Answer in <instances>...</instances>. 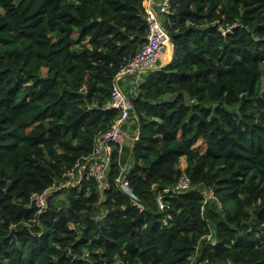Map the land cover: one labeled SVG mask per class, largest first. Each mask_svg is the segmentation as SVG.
<instances>
[{"label":"trees","instance_id":"1","mask_svg":"<svg viewBox=\"0 0 264 264\" xmlns=\"http://www.w3.org/2000/svg\"><path fill=\"white\" fill-rule=\"evenodd\" d=\"M161 23L175 50L131 96L128 187L118 146L108 187H62L118 117L144 0H0V264H264V0H170Z\"/></svg>","mask_w":264,"mask_h":264},{"label":"built area","instance_id":"2","mask_svg":"<svg viewBox=\"0 0 264 264\" xmlns=\"http://www.w3.org/2000/svg\"><path fill=\"white\" fill-rule=\"evenodd\" d=\"M144 8L147 24L146 41L141 49L121 67L115 78L112 98L107 105L108 109L118 112V117L106 132L96 136L92 153L88 156H83L72 169L65 172L67 179L62 187L78 184L84 176L94 178L101 189L109 186L107 179L113 151L116 146L122 149L125 144L127 134L124 127L131 120L135 111L132 100L123 92L118 82L124 75L156 68L160 57L171 40L170 35L161 23L163 16L170 12V0H144ZM123 172L124 169L122 167L121 176L117 179V183L123 187H128L127 175H123ZM192 187L190 177L183 173L175 185L159 192L157 199L160 208H166L163 201L164 194L185 193ZM56 189H59L57 185L51 188V190ZM48 192L33 193L31 196V201L40 211L47 207ZM201 192L204 194V203L216 202L220 209L223 208L222 202L215 194L214 189L209 188ZM212 237L213 235L209 234L207 239L210 240ZM226 264L235 263L228 261Z\"/></svg>","mask_w":264,"mask_h":264},{"label":"crops","instance_id":"3","mask_svg":"<svg viewBox=\"0 0 264 264\" xmlns=\"http://www.w3.org/2000/svg\"><path fill=\"white\" fill-rule=\"evenodd\" d=\"M166 53L164 52L163 55L161 56V58L165 55ZM172 51L170 52V54H168L167 58H162L159 64L158 62V68L163 66L165 63H168L169 61H171L172 58ZM160 58V59H161ZM149 71L152 70H146V71H142V72H137V73H133V74H128V75H124V77H122L118 84L120 86V88L123 90V92L131 99V96H136L138 94V90L137 87L138 85L146 78V75L148 74ZM123 81V83L121 84L120 82ZM137 122L136 119V115L135 113L133 114V119L131 121H129L125 127L124 130L127 134V139L125 144L123 145L122 148H124L127 152L126 156H125V162H123L121 164V166L124 169L123 175H127L130 171L132 162H131V149H132V145L133 142L138 138L139 136V128H138V123L135 124ZM182 160H186L185 158H182ZM183 162V161H181ZM187 165H182L181 167L184 169Z\"/></svg>","mask_w":264,"mask_h":264},{"label":"rangeland","instance_id":"4","mask_svg":"<svg viewBox=\"0 0 264 264\" xmlns=\"http://www.w3.org/2000/svg\"><path fill=\"white\" fill-rule=\"evenodd\" d=\"M168 54H170V52H169V51H166V54H165L162 58H167ZM162 58H161V60H162ZM158 62H159V61H158ZM157 66H158V65H157ZM157 66H156V68H154V69H152V70L158 69ZM148 74H149V72H148ZM148 74H147V75H148ZM263 80H264V77H263ZM123 81H124V80H122L120 83L122 84ZM132 119H133V117L131 118V120H132ZM131 120H130V121H131ZM197 147L199 148V150H201L200 147H199V145H197ZM182 161H183V162H181L182 165H185V164L187 165L186 160H182ZM68 186H69V185H68ZM65 187H67V186H65ZM53 191H54V190H53ZM56 198H57V199H59V198H60V199H63L62 196H61V197H60V196H57Z\"/></svg>","mask_w":264,"mask_h":264},{"label":"water","instance_id":"5","mask_svg":"<svg viewBox=\"0 0 264 264\" xmlns=\"http://www.w3.org/2000/svg\"><path fill=\"white\" fill-rule=\"evenodd\" d=\"M170 46H171V49H172V53L174 54L175 45H174L172 40H170Z\"/></svg>","mask_w":264,"mask_h":264},{"label":"clouds","instance_id":"6","mask_svg":"<svg viewBox=\"0 0 264 264\" xmlns=\"http://www.w3.org/2000/svg\"><path fill=\"white\" fill-rule=\"evenodd\" d=\"M134 114V113H133Z\"/></svg>","mask_w":264,"mask_h":264}]
</instances>
